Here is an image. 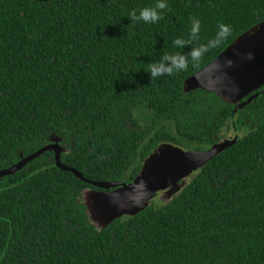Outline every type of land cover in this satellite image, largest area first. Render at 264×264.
<instances>
[{
	"label": "trees",
	"instance_id": "trees-1",
	"mask_svg": "<svg viewBox=\"0 0 264 264\" xmlns=\"http://www.w3.org/2000/svg\"><path fill=\"white\" fill-rule=\"evenodd\" d=\"M158 23L130 13L157 0H0V170L62 139L61 161L94 182L131 184L162 144L206 151L238 139L168 203L99 231L81 202L95 189L46 152L0 179V264H264V89L235 105L184 83L264 21V0H166ZM232 34L186 70L155 79L166 54Z\"/></svg>",
	"mask_w": 264,
	"mask_h": 264
},
{
	"label": "water",
	"instance_id": "water-1",
	"mask_svg": "<svg viewBox=\"0 0 264 264\" xmlns=\"http://www.w3.org/2000/svg\"><path fill=\"white\" fill-rule=\"evenodd\" d=\"M230 59L232 65L226 66ZM264 88V21L241 35L210 65L184 83V94L197 90L215 94L224 103L235 105L233 115L255 101ZM264 94V92H263ZM233 138H224L206 151H185L172 144L160 145L144 162L139 175L131 184L124 182H94L78 170L65 166L61 161L66 148L62 139L52 137L50 144L38 152L0 170V179L13 176L46 152L55 154L59 169L73 174L95 189L83 191L81 202L86 208L90 223L102 231L114 221L126 216L134 217L144 212L159 197L164 204L176 196L189 182V178L226 149L233 146Z\"/></svg>",
	"mask_w": 264,
	"mask_h": 264
},
{
	"label": "clouds",
	"instance_id": "clouds-1",
	"mask_svg": "<svg viewBox=\"0 0 264 264\" xmlns=\"http://www.w3.org/2000/svg\"><path fill=\"white\" fill-rule=\"evenodd\" d=\"M166 0H157L154 7H145L139 10V14L136 11L130 13L131 22L143 21L146 24L158 23L163 19V10L167 8ZM201 29V22L199 20H193L192 27L190 29V36L187 40L176 39L174 45L178 48L190 47V50L185 54H166L160 61L153 62L148 72L150 78L155 79L161 76H171L174 72H180L186 70L188 66V58L190 57L193 62H199L203 55L206 54L210 49L220 46L225 42L228 37L232 34V28L230 25L220 23L218 25V32L215 38L209 40L207 44H200L199 46H193L199 39V33ZM226 66H231L232 61L227 59L225 61Z\"/></svg>",
	"mask_w": 264,
	"mask_h": 264
},
{
	"label": "rangeland",
	"instance_id": "rangeland-1",
	"mask_svg": "<svg viewBox=\"0 0 264 264\" xmlns=\"http://www.w3.org/2000/svg\"><path fill=\"white\" fill-rule=\"evenodd\" d=\"M233 137H234V136H233V131H232V132L230 131V132L228 133V135H227V138H233Z\"/></svg>",
	"mask_w": 264,
	"mask_h": 264
},
{
	"label": "flooded vegetation",
	"instance_id": "flooded-vegetation-1",
	"mask_svg": "<svg viewBox=\"0 0 264 264\" xmlns=\"http://www.w3.org/2000/svg\"><path fill=\"white\" fill-rule=\"evenodd\" d=\"M264 89V88H263ZM263 93V92H262Z\"/></svg>",
	"mask_w": 264,
	"mask_h": 264
}]
</instances>
